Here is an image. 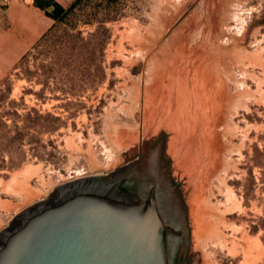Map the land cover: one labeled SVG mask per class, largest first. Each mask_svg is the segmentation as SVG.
Masks as SVG:
<instances>
[{
    "label": "rangeland",
    "instance_id": "obj_1",
    "mask_svg": "<svg viewBox=\"0 0 264 264\" xmlns=\"http://www.w3.org/2000/svg\"><path fill=\"white\" fill-rule=\"evenodd\" d=\"M46 18L0 0V231L163 139L188 210L186 264L242 263L221 234L264 249V0H82ZM27 20L42 32L26 37ZM201 211L219 234L198 242Z\"/></svg>",
    "mask_w": 264,
    "mask_h": 264
},
{
    "label": "water",
    "instance_id": "obj_2",
    "mask_svg": "<svg viewBox=\"0 0 264 264\" xmlns=\"http://www.w3.org/2000/svg\"><path fill=\"white\" fill-rule=\"evenodd\" d=\"M162 141L107 175L56 187L17 214L0 231V264H176L191 230Z\"/></svg>",
    "mask_w": 264,
    "mask_h": 264
},
{
    "label": "bare ground",
    "instance_id": "obj_3",
    "mask_svg": "<svg viewBox=\"0 0 264 264\" xmlns=\"http://www.w3.org/2000/svg\"><path fill=\"white\" fill-rule=\"evenodd\" d=\"M173 124V123H172ZM120 147V146H119ZM17 174V173H16ZM14 174L13 177H16L17 175ZM17 178V177H16ZM13 180V179H12ZM16 180V179H14ZM203 203H205L206 205V208L207 206H210L208 205V202L204 200H202ZM204 205V204H203ZM212 206H210L209 208H211ZM209 208L205 209V210H209ZM202 209V208H201ZM203 211H201V214L198 213V217H201L200 221L198 220L196 223V229H197V233H194L195 234V237L197 238V241L200 242L203 238H202V235H203V231L205 232L204 235H206V232L207 233H212V234H219V231L217 229H215L213 226V224L210 222L211 220H209L208 223H206V219H204L205 221H203L202 223V219L204 218L203 217ZM209 212V211H208ZM208 212H206L208 214ZM211 213L209 214H212V211L210 210ZM208 214V215H209ZM202 215V216H201ZM206 215V214H205ZM206 217V216H205ZM196 221V220H195ZM213 222V220H212ZM206 223V224H204ZM204 237V236H203ZM255 239V238H254ZM240 240V241H239ZM237 240L236 238L232 239L230 242H227V239L226 237H223V235L221 234V238H220V246H222V248H225L228 250V252L233 255V256H236L240 253L243 254V259L244 261L240 264H252V262H254L257 257L256 255H253L254 251H259L260 248H262V250L264 251L263 249V245L262 243L257 239V240H252V239H249L247 237H242L241 239ZM241 242L243 244H241ZM228 244L231 245V247L228 246ZM203 249V248H202Z\"/></svg>",
    "mask_w": 264,
    "mask_h": 264
},
{
    "label": "trees",
    "instance_id": "obj_4",
    "mask_svg": "<svg viewBox=\"0 0 264 264\" xmlns=\"http://www.w3.org/2000/svg\"><path fill=\"white\" fill-rule=\"evenodd\" d=\"M34 4L37 8L42 10L47 17L55 21H65L67 17L78 7V5L82 2V0L73 1L70 6L64 7L59 4L55 0H33ZM45 35L43 39L46 37ZM42 39V40H43ZM50 116V114H47ZM1 118V116H0ZM6 127L5 124H3ZM16 130L20 129L17 125H15ZM22 135L19 134L18 138H21Z\"/></svg>",
    "mask_w": 264,
    "mask_h": 264
},
{
    "label": "crops",
    "instance_id": "obj_5",
    "mask_svg": "<svg viewBox=\"0 0 264 264\" xmlns=\"http://www.w3.org/2000/svg\"><path fill=\"white\" fill-rule=\"evenodd\" d=\"M31 1L33 2V0ZM55 1L66 7L75 0H55ZM52 22H53L52 19L46 18L45 27H50L52 25ZM29 23L33 25H30ZM24 24L25 25L21 28V32H25L26 37L30 36L32 34L31 32H33V35H37L40 32H42L43 28L41 29L40 26L37 24V22H35L34 20H27L25 21Z\"/></svg>",
    "mask_w": 264,
    "mask_h": 264
},
{
    "label": "flooded vegetation",
    "instance_id": "obj_6",
    "mask_svg": "<svg viewBox=\"0 0 264 264\" xmlns=\"http://www.w3.org/2000/svg\"><path fill=\"white\" fill-rule=\"evenodd\" d=\"M178 255H180L179 252H178ZM186 261H187V255L186 256H179L176 259V264H186Z\"/></svg>",
    "mask_w": 264,
    "mask_h": 264
}]
</instances>
